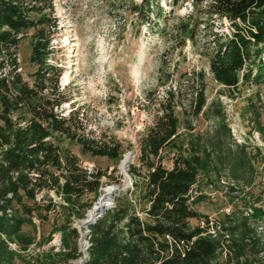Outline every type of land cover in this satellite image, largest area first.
Masks as SVG:
<instances>
[{"label":"trees","instance_id":"16d2710c","mask_svg":"<svg viewBox=\"0 0 264 264\" xmlns=\"http://www.w3.org/2000/svg\"><path fill=\"white\" fill-rule=\"evenodd\" d=\"M160 2L129 0L138 28L152 27L153 16L154 22L163 20ZM190 3L192 11L173 27L178 47L194 42L203 20L226 19L230 33L214 30L213 22L205 24L214 45L208 63L213 79L227 91L264 84V0ZM199 11L203 16L196 17ZM154 27L163 30L158 23ZM57 28L54 0H0V264H69L82 256L80 232L72 222L85 217L94 202L89 196L96 199L107 172L87 170L70 146L113 161L114 172L125 150L113 138L88 137L75 110L59 111L67 98L58 84L62 69L50 61ZM24 38L33 68L27 72L19 59ZM169 66L162 58L156 86L146 93L153 115L139 135L136 164L127 169L132 187L114 195L113 205L88 225L83 264H264L259 229L264 208L252 205L260 198H251L262 184L264 169L257 163L264 162V154L257 146L238 143L221 103L207 102L202 69L180 72ZM162 86L159 98L155 92ZM249 108L264 141L261 114L254 105ZM202 115L213 122L204 132L194 123ZM165 154L171 155L169 168L163 164ZM201 173L214 175L207 180L225 176L235 181L237 189L229 191L240 190L247 209L253 207L252 213H224L213 226L216 237L190 224L206 217L194 208L202 195L190 202L187 195ZM120 178L118 173L109 183L119 184ZM56 233L58 250L43 249Z\"/></svg>","mask_w":264,"mask_h":264},{"label":"rangeland","instance_id":"374dc122","mask_svg":"<svg viewBox=\"0 0 264 264\" xmlns=\"http://www.w3.org/2000/svg\"><path fill=\"white\" fill-rule=\"evenodd\" d=\"M168 1L170 0L160 2L165 12L163 20L154 22L153 16L150 22L154 23L152 27L146 24L138 28L135 23L136 14L129 10V0H54L58 28L52 40L53 52L50 61L62 69L58 84L67 98L59 111L66 115L68 111L75 110L88 137L100 142L113 138L125 149L122 158L126 153L131 155L126 171L120 170L121 158L116 166L117 171L114 172L113 161L84 154L77 145L70 146L87 170L107 172L102 177L103 184L96 199L94 200L93 195L89 196L94 201L90 209L98 201L102 188L110 185L109 181L118 173L121 175L119 184L111 185H118L119 192H125L132 187V179L127 169L136 164L139 135L152 121L153 110L150 102L146 100V93L156 86L157 68L162 58L166 64H170L169 67L176 66L180 72L202 69L205 72L207 102L221 103L233 137L236 140L243 137L246 143H255L263 148V139L259 142L255 138L258 131L253 121L254 114L249 107L252 104L258 109L261 114L259 120L264 125V109L261 106L264 105V84H241L236 90L230 91L219 85L213 79L208 66L214 45L211 38H208L205 24L209 26L213 21L203 20L196 30L194 42L186 40L184 45L178 47L181 42L173 38V27L178 18L192 11L191 0H175L172 6L168 5ZM198 15H202L201 11L195 13L196 17ZM156 23L159 28L163 27L162 31L154 27ZM229 25L226 19L216 20L213 22V29L230 33ZM28 56V39L24 38L19 46V59L25 72L33 69L28 63ZM164 89L163 86L158 87L156 96L162 97ZM194 123L196 130L203 132L210 130L213 125L203 115L194 120ZM163 164L171 167L170 154H165ZM257 165L263 171L264 162L259 161ZM213 176L201 173L199 188L203 193L194 208L201 215L213 217L215 220L223 219L227 206L231 212L246 211L249 205L244 203L245 195L240 190L220 193L218 185L215 191L206 187V180ZM253 190L251 198H260L258 203L264 208V184L255 186ZM51 195L55 200L61 201L55 193ZM112 196L108 201L111 206ZM88 211L84 218L74 219L72 222L74 227L79 228L80 234L87 229L81 221L87 217ZM259 221L264 222V214ZM190 222L194 225L196 220L191 219ZM259 225V229H263L264 238V225ZM81 240L79 237L78 249L82 256L69 261V264H80L84 255L81 251ZM50 247H54V251L60 247L59 233L54 234L43 249ZM223 257L224 254L219 259Z\"/></svg>","mask_w":264,"mask_h":264},{"label":"built area","instance_id":"2783aa9c","mask_svg":"<svg viewBox=\"0 0 264 264\" xmlns=\"http://www.w3.org/2000/svg\"><path fill=\"white\" fill-rule=\"evenodd\" d=\"M255 138L261 142L262 138L260 133L256 132ZM261 140V141H260ZM238 143H246L245 139L242 137V139H237L236 140ZM263 145V148L259 147L257 144H253V146H257L262 150V153L264 154V141L261 142ZM249 144V143H247ZM251 145V144H250ZM201 176H198L196 182L194 183V185L189 189L187 195L189 197L188 201H192L195 197L201 195L203 193V191L199 188V184L201 181ZM260 181L262 184H264V173L260 175ZM206 187L208 189H210L211 191H215L218 185L219 188V192L220 193H227V191H229L230 187H234V189H237L236 183L231 180V179H227L225 176H220L218 178H216L215 180H206ZM234 192V191H233ZM252 201V200H251ZM253 203V201L251 202ZM253 206H260V204L258 202H254L252 204ZM252 209L253 207H249L248 209H246L249 213H252ZM226 213H230V208L229 206H227L225 208ZM196 223L192 226H199L204 230V234H208L210 237H216L217 233L214 229V224L216 222V220L213 217L210 216H206V217H199V218H195ZM191 221V220H190ZM11 247L15 248L14 244H11Z\"/></svg>","mask_w":264,"mask_h":264},{"label":"bare ground","instance_id":"6f19581e","mask_svg":"<svg viewBox=\"0 0 264 264\" xmlns=\"http://www.w3.org/2000/svg\"><path fill=\"white\" fill-rule=\"evenodd\" d=\"M131 161V155L129 153L124 154L121 162H120V170L122 172L126 171L127 165ZM119 189L118 185H106L105 187L102 188V192L100 194V197L96 204L93 206L92 209H90L87 213V217L81 221V224L85 226V223L92 221L97 214H99L103 209L106 208L108 205V201L110 200V197ZM81 251L85 254L86 253V241L85 237L81 238ZM84 256V255H83ZM83 259V257L80 259Z\"/></svg>","mask_w":264,"mask_h":264},{"label":"water","instance_id":"95a60500","mask_svg":"<svg viewBox=\"0 0 264 264\" xmlns=\"http://www.w3.org/2000/svg\"><path fill=\"white\" fill-rule=\"evenodd\" d=\"M119 192V190H117L115 193H118ZM112 198H113V196H112ZM111 206V204H108L107 206H106V208L107 207H110ZM103 211H104V209L99 213V214H97L96 215V217L92 220V221H89V222H87V223H85V227H88V225L91 223V222H93V221H95L102 213H103ZM77 229H78V231H79V228L78 227H76ZM88 228L86 229V230H84V232H83V234L81 233L80 234V238H82V237H86V235L88 234ZM80 232V231H79ZM85 241H86V243H88V241L86 240V238H85ZM89 245V244H88ZM88 245H86V249L88 248ZM87 257H88V254H87V251H86V253L84 254V256H83V259L81 260V262H80V264H83L84 263V261L87 259Z\"/></svg>","mask_w":264,"mask_h":264}]
</instances>
